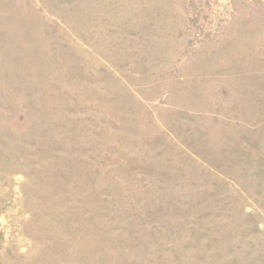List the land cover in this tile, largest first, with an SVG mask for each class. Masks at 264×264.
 <instances>
[{
	"label": "rangeland",
	"instance_id": "374dc122",
	"mask_svg": "<svg viewBox=\"0 0 264 264\" xmlns=\"http://www.w3.org/2000/svg\"><path fill=\"white\" fill-rule=\"evenodd\" d=\"M0 264H264V0H0Z\"/></svg>",
	"mask_w": 264,
	"mask_h": 264
}]
</instances>
